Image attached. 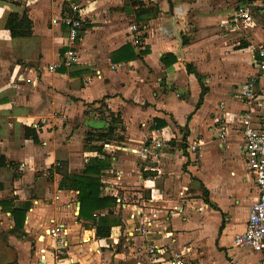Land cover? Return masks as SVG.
<instances>
[{
  "label": "crops",
  "instance_id": "obj_1",
  "mask_svg": "<svg viewBox=\"0 0 264 264\" xmlns=\"http://www.w3.org/2000/svg\"><path fill=\"white\" fill-rule=\"evenodd\" d=\"M243 2L0 1V264H81L75 254L79 242L109 249L125 236L127 250L113 248L110 257L136 259V247L143 241L136 228L144 217L154 220V230L161 237L168 235L166 244L186 254L193 264H260V254L233 243L234 236L245 230L257 199L253 177L238 148L243 146L239 114L246 105L236 89L255 72V42H264V17L254 15L255 25L245 32L234 29V10ZM10 13L27 15L29 36H9L4 25ZM64 16L81 20L74 44L78 62L49 71L48 66L58 64L68 47L67 27L61 23ZM131 25L136 29L129 31ZM126 46L132 48L134 59L125 60L126 53L111 58ZM214 93L238 103L226 107L220 100L212 101ZM155 120L165 125L155 127ZM221 125L227 145L224 154L217 148ZM108 128L120 139H92ZM179 135L185 144L201 135L199 161L193 163L191 156L171 146ZM162 136L166 147L152 161L129 153L140 147L136 142ZM214 143L213 152L203 150ZM99 146L110 156L101 190L105 185L112 190L107 195L115 199L125 201L128 192L140 199L133 210L122 207L126 201L115 204L112 213L119 225L110 228L107 238H97L93 223L74 214L80 208L77 191L60 173L66 169L78 174L96 156L92 147ZM161 171L172 177L165 178V185H156L149 197L148 189L142 192L139 187L153 183ZM172 178L182 187L168 190L166 183ZM195 182L203 186L205 198L190 197L185 206L168 198L186 194ZM198 193L196 188L193 195ZM172 203L180 209L167 211ZM11 209L25 212L21 229L14 228ZM54 224L66 229V246L60 253L45 234ZM204 236L215 253L203 257L197 247ZM232 245L237 252L230 249ZM242 249L250 259L251 254L256 257L241 256Z\"/></svg>",
  "mask_w": 264,
  "mask_h": 264
},
{
  "label": "built area",
  "instance_id": "obj_2",
  "mask_svg": "<svg viewBox=\"0 0 264 264\" xmlns=\"http://www.w3.org/2000/svg\"><path fill=\"white\" fill-rule=\"evenodd\" d=\"M75 11V7H71ZM254 15L264 17V0H244L237 6L233 13L234 29L247 30L255 25ZM61 23L67 27V50L64 51L60 62L48 66L49 71H55L59 64L71 68L78 62L75 42L79 39L81 20L64 16ZM134 25L129 26V31L135 30ZM255 72L249 75L244 82L237 86V97L246 105V108L239 114L238 124L243 136V155L248 173L252 175L257 190V199L252 204L247 215L245 230L236 234L233 243L236 247L248 248L260 254V264H264V42L253 46ZM164 137L149 138L142 141L137 148L139 155L150 157L151 153L157 155L164 146ZM200 142L192 141L187 144L186 151L189 154L200 156ZM155 155V156H156ZM108 188H103L101 196H107ZM151 195L153 191L151 189ZM119 199L116 202L119 203ZM180 206H173L167 211H178ZM138 217L141 213L137 212ZM154 220L144 217L141 225L136 228L138 235L143 237L139 247L137 264H193L187 255L181 251L170 248L165 239L168 235L160 236L156 232ZM54 243L55 251L59 252L66 246L64 237L66 229L63 224H54L45 233ZM152 235L159 237L153 238ZM60 253V252H59ZM141 253V254H139ZM143 254V255H142Z\"/></svg>",
  "mask_w": 264,
  "mask_h": 264
},
{
  "label": "trees",
  "instance_id": "obj_3",
  "mask_svg": "<svg viewBox=\"0 0 264 264\" xmlns=\"http://www.w3.org/2000/svg\"><path fill=\"white\" fill-rule=\"evenodd\" d=\"M4 28L8 31L11 38L27 37L31 34V21L25 13L21 15L10 13ZM125 53L128 55L125 60H131L136 57L132 48L130 49L126 46L111 54V58L115 55H122ZM155 125V127L162 128L165 122L155 120ZM30 133L33 141H37L35 132L31 130ZM92 139L106 142L118 140L120 138L114 135V130L112 128H108L106 131L94 134ZM92 150L96 152V156L89 158L84 169L78 174H68L66 169L60 171V173L64 179L70 182V188L77 191V197L80 203L78 212L79 218L93 223L95 227V236L97 238H107L110 235V228L119 225L118 218L112 213V209L116 204L115 197L108 195L101 196V175L103 171L110 167V156L102 150L101 146L92 147ZM96 211L106 212L94 215L93 213ZM10 214L15 221L14 228L21 229L25 212L23 210L11 209Z\"/></svg>",
  "mask_w": 264,
  "mask_h": 264
},
{
  "label": "rangeland",
  "instance_id": "obj_4",
  "mask_svg": "<svg viewBox=\"0 0 264 264\" xmlns=\"http://www.w3.org/2000/svg\"><path fill=\"white\" fill-rule=\"evenodd\" d=\"M245 31L246 30H244V32ZM240 42H242V44L245 45V41H240ZM256 44H258V43L255 42V45ZM221 98H222V100H221ZM217 100L218 101L220 100L226 107H229V108L232 107V106H234V105H236L238 103L237 101L231 99L229 96L223 97V96H220V95L214 93L212 95V101H217ZM218 128H219V130L217 131V140H218L219 144H217V148H219V150H220L219 153L220 154H224L223 151H225V149L227 148L226 147L227 145H226V141H225V136H224V132L225 131H224L222 125L219 126ZM185 131L184 130L181 131V133H183L182 135H184L186 133ZM214 132L215 133H214L212 139L215 138L216 131H214ZM182 135L181 136L179 135V137H178L179 138V141H178V139L176 137V141L173 140V142H171V146L174 149H177V151L181 155L188 156V158L191 156L193 163L199 161L198 160L199 159L198 154L193 155V154H189L186 151L187 144H185V142H184V141H186V139L185 138L183 139V136ZM194 138L195 139H198L196 141H199L200 142L199 139L201 138V135H197ZM169 140H172V138H170ZM136 144L137 145H140L141 144V141L136 142ZM165 145H168L167 142H166ZM164 147H166V146H164ZM215 147H216V144L214 143L212 145H206L203 148V150L204 151L205 150L212 151L211 149H213V148L216 149ZM238 148H239L240 153L242 155V153H243V146L240 145ZM162 149L160 151H162ZM200 149H201V144H200L199 150ZM160 151H157L156 152L157 155H158V153ZM129 153L132 156H136V157L142 158L144 160H147L148 159V157H143V156L139 155V152H137L136 149L129 150ZM237 153L240 154L238 151H237ZM155 155L156 154L151 153V156H150L149 159L152 161V159H153V157H155ZM183 169L185 171V168H183ZM225 169H227V168H225ZM161 172L162 173H157V176L158 177L156 179H154V182L153 183L145 182L144 185L141 184L140 187H139L142 192L144 191L145 188H147L148 189L149 197H150V195L152 193L151 192V189L153 191L155 188L157 189L156 185L159 186V187L162 186V185H165V178H167V180H168V177H172V176H168V172L167 171H161ZM118 181H120V180H118ZM193 184L194 185L192 186V188H190L188 191H186V194H183V195H174L175 198H172V197L169 196L168 198H171L174 201H176V200L179 201L180 203H178V204H182L183 206L186 205V203H187L186 200L189 199L190 197H192V198H201V199L205 198L206 192H205L203 186L200 185V184H198V183H196V182L193 183ZM179 185L182 187V183L180 182V184H179V182L176 179L173 180V178L171 180H169L168 183H166V187H167L168 190H171V189L172 190H178L179 189ZM106 186H107V184H106ZM104 188H105V185H104ZM196 188H198L199 193L197 195H193V194L196 193ZM141 191H139V192H141ZM107 192L108 193H112V190L107 189ZM144 192H146V191H144ZM188 194H190V195H188ZM146 195L147 194L143 193V195H141V196L146 197ZM117 196H119V195H117ZM138 196L139 195H137V194H134L132 192H130V193L128 192L124 196L126 202L122 198L119 199L120 200L119 202L121 204V202L124 201L125 203H124V205H122V207H124V206L127 205V206H130L128 210H133L132 205L137 204L138 202H140V199H139ZM115 201H116V199H115ZM175 205H177V204L172 203L169 206H175ZM195 206H197L198 208L201 207L200 204H197ZM119 213H120V211H119ZM74 214L77 215L78 214V210H76ZM131 215L132 214H131V211H130V213L127 214V219L131 220V218H132ZM200 218L201 219H204L205 218V215L202 213V216ZM200 227H203V225L202 226L200 225ZM125 238H126V236L123 237V239L118 240L116 243H113V245H112V246H114L113 248L114 249L118 248L121 251L127 250V245L126 246H123L126 243L125 240H124ZM78 244H80V246L77 247V250H76V253L75 254L77 255V258H79L81 264H137L138 261H139L137 258L136 259H131V257H127L126 259H123L122 258V259H119V260L115 261L114 259H111V257H110L109 250H112L113 249L112 247H110L109 249L98 248L93 242H90V243L89 242H85V243L79 242ZM230 249H233L234 250V246L232 245L230 247ZM99 250H100V253L98 254V251ZM197 251L199 253V256H203V257L206 254L207 255H211V254H214L215 253L214 252L215 250L213 249L212 242L210 240H208L207 238H205V236L202 239L201 243H199V245L197 247ZM233 252L235 253L237 251L234 250ZM240 253H241V256H243V257L244 256L245 257L247 256L249 258L248 251L246 249H242ZM255 257H256V254H251V258L252 259H250V258L249 259L250 260H253Z\"/></svg>",
  "mask_w": 264,
  "mask_h": 264
}]
</instances>
